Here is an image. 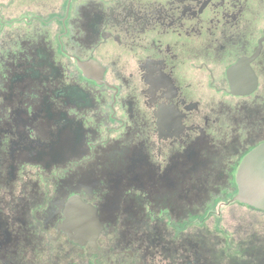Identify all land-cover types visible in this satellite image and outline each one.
Here are the masks:
<instances>
[{
    "label": "flooded vegetation",
    "instance_id": "af4514ba",
    "mask_svg": "<svg viewBox=\"0 0 264 264\" xmlns=\"http://www.w3.org/2000/svg\"><path fill=\"white\" fill-rule=\"evenodd\" d=\"M263 145L264 0H0V264H264Z\"/></svg>",
    "mask_w": 264,
    "mask_h": 264
},
{
    "label": "water",
    "instance_id": "95a60500",
    "mask_svg": "<svg viewBox=\"0 0 264 264\" xmlns=\"http://www.w3.org/2000/svg\"><path fill=\"white\" fill-rule=\"evenodd\" d=\"M238 185L239 194L234 200L264 211V145L244 160Z\"/></svg>",
    "mask_w": 264,
    "mask_h": 264
},
{
    "label": "rangeland",
    "instance_id": "374dc122",
    "mask_svg": "<svg viewBox=\"0 0 264 264\" xmlns=\"http://www.w3.org/2000/svg\"><path fill=\"white\" fill-rule=\"evenodd\" d=\"M237 206H234L233 208H235ZM245 210H243V215L245 214L244 212L247 211V208H244ZM248 213L250 214V216L254 219L259 220L260 223H264V214L260 213L259 211H248ZM246 217V216H244ZM263 220V221H262Z\"/></svg>",
    "mask_w": 264,
    "mask_h": 264
}]
</instances>
